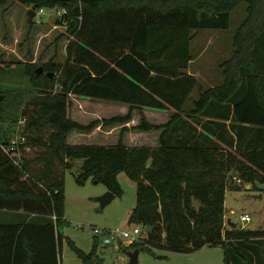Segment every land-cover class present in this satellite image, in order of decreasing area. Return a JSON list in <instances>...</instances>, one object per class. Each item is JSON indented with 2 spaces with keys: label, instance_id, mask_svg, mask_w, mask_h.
Segmentation results:
<instances>
[{
  "label": "trees",
  "instance_id": "1",
  "mask_svg": "<svg viewBox=\"0 0 264 264\" xmlns=\"http://www.w3.org/2000/svg\"><path fill=\"white\" fill-rule=\"evenodd\" d=\"M9 2L29 7L30 25V10L65 9L56 20L65 32L56 41L67 42L63 63L0 55V120L22 121L20 143L10 145L0 134V212H21L19 221L0 220V264H59L64 176L76 159L78 186L90 180L118 197L119 173L135 182L128 220L151 231L120 247L127 253L211 246L223 250L224 264H264V220L256 229L226 228L224 207L228 189L264 185V0H0V7ZM241 4L246 15L232 36L230 57L219 65L223 81L202 89L187 73L195 31L226 30ZM195 89L198 97L185 110ZM69 96L129 108L84 125L68 115ZM143 108L173 113L160 125L140 115L131 127L161 130L156 147L127 146L125 124ZM98 125L121 126L117 143L67 142L69 133ZM69 245L83 263L102 262L96 235L89 254Z\"/></svg>",
  "mask_w": 264,
  "mask_h": 264
},
{
  "label": "rangeland",
  "instance_id": "2",
  "mask_svg": "<svg viewBox=\"0 0 264 264\" xmlns=\"http://www.w3.org/2000/svg\"><path fill=\"white\" fill-rule=\"evenodd\" d=\"M29 7L16 2H9L0 7V55L4 61H29L42 64L49 59L63 63L66 55L65 38L56 41L65 32L64 26H56V11L43 9L41 14L35 15L32 25L28 23ZM57 10V9H56ZM245 5L237 6L231 13L230 25L226 30L203 29L195 31L190 44V52L194 59L191 71L199 75L202 87L219 82V63L229 58L232 53V36L244 19ZM24 82V79H20ZM15 82V81H14ZM71 106L68 114L80 123L89 124L95 119H103L127 113V108L119 109V104L113 101L91 100L83 97L69 96ZM81 104V105H79ZM122 114V115H124ZM140 117H135L138 125ZM6 133L10 145L22 141V121L15 124L0 120V134ZM98 139L86 140L85 144L105 145ZM116 144V143H115ZM127 146L128 143L126 142ZM81 160H73L72 166L65 172V220L60 226L64 236L59 264H85L78 258L69 245V241L89 254L94 244V228L107 226L110 229H125L131 231L134 227L142 228L140 224L130 223L129 210L136 202V185L124 172L117 175L122 194L115 197L109 204L102 207L97 200L107 191L102 184H95L88 180L83 186L76 185L75 174L80 170ZM249 187V188H248ZM258 188V187H257ZM261 194V198L255 195ZM225 226L229 218L238 228L256 229L263 225L264 220V188L262 191L251 185H242L239 190L230 188L225 195ZM232 211V212H231ZM248 215L250 220L241 221V215ZM102 236H97V255L104 264H120L123 258L128 261L127 252L123 246L114 243L104 244ZM157 256L145 250L139 251L137 264H224L223 250L220 247L205 246L192 253H173L156 250ZM125 263V264H126Z\"/></svg>",
  "mask_w": 264,
  "mask_h": 264
},
{
  "label": "crops",
  "instance_id": "3",
  "mask_svg": "<svg viewBox=\"0 0 264 264\" xmlns=\"http://www.w3.org/2000/svg\"><path fill=\"white\" fill-rule=\"evenodd\" d=\"M193 61H194V59H192L191 62L189 63L187 73L193 75L197 79V81L200 84L202 89L212 88V87L218 86L222 83L223 77L221 74V69L219 67L220 63H219V65H218V69L220 70V74L218 75L219 82L217 84L209 85V86L203 88L201 82L199 81V76H198L199 74L191 71V64L193 63ZM197 97H198V90L195 89L191 94V100H188L185 103V106H184L185 110H188L190 108L192 100L196 99ZM79 105H81V104H79ZM122 108H127V111H128L129 107L127 105H124V104H119V109H122ZM172 113H173V110H171V109H169V110H154V109H149V108H143L141 110H134L133 115H132V119L128 123L125 124V126L127 128H129V130L124 133L123 143L126 145V142H127L128 145L130 144V146L156 147L159 143V135H160L161 130H151L149 132H141V131L131 130V127L136 126V124L134 123L135 117H137V116L140 117V115H143L148 123L153 124V125H160V124L166 123L169 120ZM122 114H124V113L122 111H120L119 114H116V115H122ZM116 115H113V116H116ZM113 116H110V117H113ZM110 117H104V118H110ZM72 119L75 120L74 118H72ZM95 120H101V119H95ZM95 120H93V121H95ZM75 121H77V120H75ZM77 122H79V121H77ZM82 124H84V123H82ZM84 125H86V124H84ZM120 128H121V126L102 127L101 125H98L89 133H80V132L73 131V132L69 133V135L67 136V142L71 145H80V144H85L86 140L98 139V140H102V141L106 142L105 145H114L118 141ZM225 195H226V193H225ZM224 207H225V202H224ZM131 209L129 210V213H130ZM225 210H226V207H225ZM19 214H21L20 211L19 212L1 211L0 212V220L3 222H12L13 223V222L20 220ZM229 220H231V219L229 218ZM101 228L110 229L107 226H103ZM230 228H233V227H230ZM125 263H126V258H123L120 264H125Z\"/></svg>",
  "mask_w": 264,
  "mask_h": 264
},
{
  "label": "built area",
  "instance_id": "4",
  "mask_svg": "<svg viewBox=\"0 0 264 264\" xmlns=\"http://www.w3.org/2000/svg\"><path fill=\"white\" fill-rule=\"evenodd\" d=\"M55 11H56L55 13L58 19L62 18V16L66 14L65 9H59ZM42 12L43 10L40 9L35 13V15L41 14ZM236 182L239 184L241 183L239 179H236ZM240 220L247 222L250 220V217L246 214L241 215ZM227 221L228 220H226V224H227ZM93 233L96 236L104 235V237L102 238L104 244H110L113 242L114 245L116 246H118L122 242H128V244L132 242H140L142 239H145L148 234L146 230H144L143 228H139V227H134L131 231L125 230V229H119V228H115V229L94 228Z\"/></svg>",
  "mask_w": 264,
  "mask_h": 264
},
{
  "label": "water",
  "instance_id": "5",
  "mask_svg": "<svg viewBox=\"0 0 264 264\" xmlns=\"http://www.w3.org/2000/svg\"><path fill=\"white\" fill-rule=\"evenodd\" d=\"M29 13H30V18L33 19V17L35 16V12L30 10ZM42 72H43V68L42 67H38L37 70H36V73L37 74H40ZM48 75L50 77H52V73H48ZM2 99H3V95L0 94V102H1ZM257 187H258L259 190H262L264 188V185L258 184ZM254 197L255 198H261V194L255 195ZM114 198H115V194H113L111 191L107 190L104 193V195L98 197L97 200L100 202V205L102 207H104L107 204H109ZM227 224L230 227H234L235 226V224L231 220H229V219L227 221ZM150 231H151V229H148L147 233H149ZM138 254H139V249H135L133 251L128 252L127 253L128 261H127L126 264H137ZM94 264H104V263H102V262H95Z\"/></svg>",
  "mask_w": 264,
  "mask_h": 264
}]
</instances>
